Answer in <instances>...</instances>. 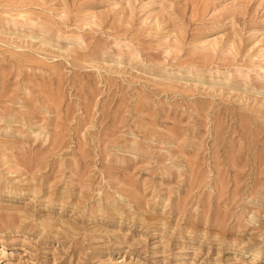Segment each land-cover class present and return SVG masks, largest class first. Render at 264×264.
I'll return each instance as SVG.
<instances>
[{
  "label": "rangeland",
  "instance_id": "obj_1",
  "mask_svg": "<svg viewBox=\"0 0 264 264\" xmlns=\"http://www.w3.org/2000/svg\"><path fill=\"white\" fill-rule=\"evenodd\" d=\"M0 264H264V0H0Z\"/></svg>",
  "mask_w": 264,
  "mask_h": 264
}]
</instances>
